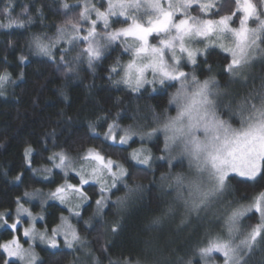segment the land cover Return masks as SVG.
Listing matches in <instances>:
<instances>
[{
	"label": "snow or ice",
	"instance_id": "obj_1",
	"mask_svg": "<svg viewBox=\"0 0 264 264\" xmlns=\"http://www.w3.org/2000/svg\"><path fill=\"white\" fill-rule=\"evenodd\" d=\"M228 3L232 7L225 12L222 0H102L99 6L94 0H76L74 5L63 2L65 21L55 34L39 32L31 36L32 53L54 62L60 53L59 63L66 74L75 72L76 66L83 63L95 71L114 47H121L129 58L122 63L117 57L109 65V79L114 86L124 85L136 93L146 86H153V92L157 91L155 85L161 89L175 88L167 103L176 114L168 115L165 108L163 115L154 117V125L147 128L122 126L119 114L100 118L104 121L100 125L103 132L96 126L100 120L90 123V132L101 144L113 152L126 153L123 160L113 159L104 148L95 146L75 155L64 149L52 151L47 156L51 166L43 169L48 174L43 178L47 180L54 170H59L62 183H56L46 193L39 189L24 191L22 197L15 199L14 212L0 211V229L11 232L9 239L0 240L3 264H38L37 244L52 250L61 247L71 250L70 264L85 261L100 264L78 225L82 222L91 227V221L82 214L86 205L94 204L93 215L103 218L109 207L117 208L118 212L126 210L129 201L142 191V184H129L135 177L125 166L128 161L143 166L145 171L151 170L155 161H166L168 172L160 175L161 188H171L176 193L174 201L183 209L182 226L190 217L199 219L226 195H231L232 180L241 178L238 182L252 188V194L235 198V202L226 201L225 207L212 213L218 231H206L194 255L200 258L197 264H208L209 259L215 260L217 256L223 264H249L250 257L264 245V85L255 96L223 106L218 104L221 86L214 74L200 80L195 67L191 73L184 71L186 65L197 66L200 56L205 57L206 63L211 50L219 49L227 54L223 71L234 82L257 55L264 57V0H259V6L256 0H228ZM3 11L8 23H0V28H24L26 23H32L31 16L27 22L12 18L11 7ZM27 11L25 8L24 12ZM250 21L254 27H250ZM234 23L238 26H233ZM117 24L120 26L116 27ZM69 56L71 59H66ZM19 59L23 63L27 57L21 55ZM208 71L214 72L211 65ZM10 79L7 70L0 73V89ZM222 106L227 107L230 117L237 119L238 127L231 119L222 118L219 110ZM154 140L161 155H154L151 148L145 147ZM137 142L141 146L132 148ZM33 151L31 146L25 148V165L36 173ZM185 161L187 171L172 170L175 162L183 167ZM22 175L15 180L22 183ZM120 185L127 190L124 196H116ZM89 191L96 193L94 200ZM24 198L29 201L38 198L41 209L49 200L58 201L68 215H61L55 227L49 228L47 223L38 227L45 217L34 215L25 207ZM176 214L173 204L163 212L164 216ZM159 222L160 218L153 221ZM119 227L118 220L112 221L106 232L115 234ZM103 251L107 254L108 250ZM109 264H142V261L132 257L109 258ZM186 264H192V260Z\"/></svg>",
	"mask_w": 264,
	"mask_h": 264
},
{
	"label": "trees",
	"instance_id": "obj_2",
	"mask_svg": "<svg viewBox=\"0 0 264 264\" xmlns=\"http://www.w3.org/2000/svg\"><path fill=\"white\" fill-rule=\"evenodd\" d=\"M63 2L74 5L76 0H11V4L9 0H0V23H8L7 14L3 11L5 7H11L14 19L27 22L29 16L32 18V23H26L24 28H0V73L7 70L11 76L10 81L0 89L3 92L0 95V211L14 212L15 199L22 197L24 191L31 192L40 188L52 190L56 183H62L59 170H54L49 179L43 178L48 175L43 169L51 166L47 156L52 151L64 149L75 155L86 147L95 146L104 148L113 159L123 160L126 153L113 152L101 144V140L90 132V123H96L104 116L114 118L119 114L122 126L147 128L154 125V117L163 115L165 108H168V115H175L174 107L167 103L174 88L161 89L155 85L157 91L153 92V86H146L136 93L124 85L114 86L109 79V65L117 57L121 58L122 63L129 58L121 47H114L106 59L96 65L95 71L83 63L76 66L75 72L67 74L64 66L59 63L60 53H57L55 62L46 56L32 53L29 41L34 33L47 32L54 35L56 28L64 23ZM94 2L99 6L102 0ZM222 2L225 4V12L229 11L232 6L228 0ZM256 2L259 6V0ZM25 8L27 13L24 12ZM21 55L27 57L23 63L19 59ZM226 55L219 49H213L207 55L206 63L204 56L198 57L197 76L203 80L214 74L220 88H228L232 82L223 71ZM209 65L214 69L213 73H209ZM250 84L254 89L244 94L255 96L262 90L264 57L260 56L256 62ZM103 123L100 120L96 124L101 132L104 129L100 125ZM232 123L239 126L237 119ZM156 143L155 140L148 142L145 147L151 148L154 155H161ZM29 146L34 150L32 160L33 167L38 170L36 173L25 165L24 150ZM140 146L139 142L131 145L132 148ZM162 147L161 137L159 148ZM125 166L135 177L129 184H142V191L129 201L126 210L118 212L117 208L109 207L105 209L103 218L93 215L95 206L90 202L91 206L86 205L82 214L84 219L91 221V227L82 222L78 225L82 236L90 243L91 250L99 257L100 264H109V258L122 260L126 257L139 258L142 264H186L189 259L192 264H197L200 258L194 253L202 245L205 232L218 231L212 213L225 207L226 201L235 202V198L253 192L246 184L239 183L241 178L237 177L232 180L231 195H226L223 201L215 204L207 214H201L199 219L190 217L189 222L182 226L180 219L183 209L174 201L176 193L171 188H161L160 175L168 172L166 161H155L152 169L147 171L131 161L125 162ZM172 170L187 171V162H184L183 167L175 162ZM21 173L22 183L15 180ZM72 182L75 183V179ZM119 187L121 190L116 192V196H124L127 190L123 185ZM89 195L93 200L96 198L93 191H89ZM116 196L112 199L115 200ZM169 204L175 207V216L163 215ZM31 209L44 213L45 220L40 224L47 223L49 228L59 224L61 215H68L63 205L52 200L43 209L40 203L33 204ZM156 218H160L159 223H153ZM117 220L120 223L117 233L106 232L108 225ZM10 237V231L0 229V240ZM104 248H107V254ZM36 252L39 256L38 264H70L73 260L71 250L63 247L52 250L46 245L37 244ZM77 255L85 259L82 253ZM3 260L0 254V264H3ZM214 261L219 264L223 262L219 256ZM85 263L88 264L87 261ZM249 264H264V245L250 257Z\"/></svg>",
	"mask_w": 264,
	"mask_h": 264
},
{
	"label": "rangeland",
	"instance_id": "obj_3",
	"mask_svg": "<svg viewBox=\"0 0 264 264\" xmlns=\"http://www.w3.org/2000/svg\"><path fill=\"white\" fill-rule=\"evenodd\" d=\"M249 25H250V27H254L255 26V24L252 21L249 22ZM233 26H238V25L234 23ZM259 58H260V55H257L256 59H254L251 62V65L248 68L245 69V71L241 74V76L236 77L234 79V82H232L228 88H226V89L220 88L221 94L217 98L218 104H221L223 106L235 105L237 102L241 101L245 97H249L250 96L249 94H244V93H246L249 90L254 89V87L250 84V80L252 78V73H253V70H254V66H255L256 62L259 60ZM193 67H195V74L197 75L196 66H192L190 64L186 65L184 67V71L191 73L193 71ZM149 78H151V77H149ZM177 87H178V85H177ZM174 91H175V88H174ZM223 106L219 109L220 110V114L224 115V116H227L228 117L227 119H231V121L235 120L236 119L235 117H230L227 107H223ZM174 114H176L175 110H174ZM234 126H236V125H234ZM236 127H238V126H236ZM39 190H41V191H43L45 193L49 191V190H44V189H41V188ZM24 202H25L24 206L28 207L30 209V211L33 212L34 215H39V214H43L44 215V213H42V212L41 213H37V212H35V211H33L31 209V206L33 204L39 203V199L38 198H34V199L30 200V201L28 200V198H24ZM40 225L41 224H38V227H40ZM27 226H29V224L27 223V220H26L25 221V227H27ZM38 245H43V244H38ZM208 264H219V263H217L216 261H214L212 259H209ZM220 264H223V262L220 263Z\"/></svg>",
	"mask_w": 264,
	"mask_h": 264
}]
</instances>
